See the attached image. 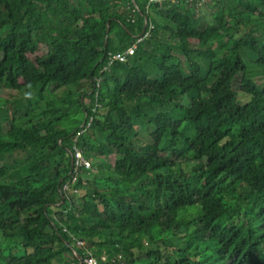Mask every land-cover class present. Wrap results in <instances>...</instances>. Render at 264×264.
Returning a JSON list of instances; mask_svg holds the SVG:
<instances>
[{"label": "trees", "instance_id": "obj_1", "mask_svg": "<svg viewBox=\"0 0 264 264\" xmlns=\"http://www.w3.org/2000/svg\"><path fill=\"white\" fill-rule=\"evenodd\" d=\"M148 1L0 0V264H264V0Z\"/></svg>", "mask_w": 264, "mask_h": 264}, {"label": "built area", "instance_id": "obj_2", "mask_svg": "<svg viewBox=\"0 0 264 264\" xmlns=\"http://www.w3.org/2000/svg\"><path fill=\"white\" fill-rule=\"evenodd\" d=\"M169 1L174 2V3L196 1L197 5L201 6L209 0H149L147 3L146 9L149 10V7L153 4H160L162 2H169ZM136 10H138L137 7H136ZM148 36H149V32H145V34L141 37L139 36L137 39V42L131 48H129L127 51H125L124 53H118V54L110 55L109 56V62L101 70V74L106 72V71H109V69L113 65V63H115L117 61L122 62V63L128 62V60L132 56L137 44L142 42ZM97 82H98L97 83V87H98L99 83L101 82V78H98ZM95 111L96 110H94V112ZM92 121H93V118H90L89 123L85 124V126L83 128H85V127L89 128ZM83 132L84 131H82V133ZM91 168H92V164L85 157L83 151L80 148L75 147L73 172L69 175L70 178L64 184L63 191L66 193H70V194L79 193V191L74 188V185L76 184L79 175L81 173H83L84 171L90 170ZM77 243H78V245L83 246L86 249V241H84L83 239H79V240L77 239ZM82 259H83V264H116L117 262L121 261L122 258H121V256H119L117 260L116 259L109 260L107 255H103L99 259L98 257H96L93 254L92 251L86 250L85 253L83 254Z\"/></svg>", "mask_w": 264, "mask_h": 264}, {"label": "rangeland", "instance_id": "obj_3", "mask_svg": "<svg viewBox=\"0 0 264 264\" xmlns=\"http://www.w3.org/2000/svg\"><path fill=\"white\" fill-rule=\"evenodd\" d=\"M247 53V52H244L242 54L243 56V59L246 60V56H248L251 60H256V58L254 56L251 57V55ZM129 62H131L130 64L133 65V61L130 60ZM249 66V64H248ZM258 71V76H257V81L261 82L262 84L264 83V76L263 73H264V70L263 69H260V70H257ZM53 86L51 87V90H53ZM76 88L74 87H69L67 88L66 90H59L57 92H54V93H58L57 96H56V99H58L59 97H63V95L65 93H71V92H74ZM85 89L86 90H89L90 87L87 85L85 86ZM15 93V94H14ZM34 93V92H33ZM11 95H13V97L15 98H19L22 100L23 104L26 105V102H25V99H24V96L25 94H21V93H16L14 92L13 90H10V89H5L4 91L0 92V107L3 106V102L8 98L9 100H11ZM31 96V99L33 100L34 104H37L38 101L36 100L35 97H33L32 95ZM14 101H12V103L9 105L10 108H15V103H13ZM144 105H142L143 107ZM60 109V107H58ZM21 113V112H20ZM23 115V114H22ZM76 120V124L80 123L81 119H73V120H70L71 123H73L74 121ZM69 122V121H68ZM67 122V123H68ZM64 124V123H63ZM146 127V128H144ZM9 128V125L5 126L4 127V130L6 131L7 129ZM148 128V129H147ZM136 130H137V133H138V136H139V140L141 141V143L145 144V145H150L152 144V141H151V133L154 132V129H151L148 127V126H141V125H138L136 127ZM2 163H0L1 165ZM81 195V194H80ZM79 196V194L77 193V195H73L74 198H77ZM70 255L69 253L66 251L65 253H63L62 255H60L58 258H56L51 264H69L70 263Z\"/></svg>", "mask_w": 264, "mask_h": 264}, {"label": "water", "instance_id": "obj_4", "mask_svg": "<svg viewBox=\"0 0 264 264\" xmlns=\"http://www.w3.org/2000/svg\"><path fill=\"white\" fill-rule=\"evenodd\" d=\"M147 22H148V19H146V23H145V26H144V29H143L142 33L140 34V37L143 36V35L145 34V32H146ZM108 27H109V25H108ZM108 31H109V29H108ZM107 41H108V37H106V40H105V47L107 46ZM84 126H85V123L82 124L81 128H83ZM72 157H73V160H72V168H74V154H72ZM72 172H73V169H72ZM72 172H71V173H72ZM71 173H70V174H71ZM70 174H69V175H70ZM64 201H65V199H64V197H63V201H62V203H63ZM79 259H80V263H79V264H83L82 256H79Z\"/></svg>", "mask_w": 264, "mask_h": 264}]
</instances>
